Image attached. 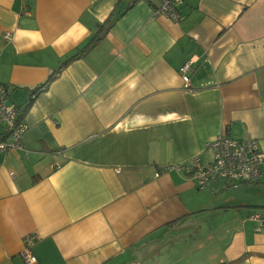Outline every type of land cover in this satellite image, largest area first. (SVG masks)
<instances>
[{
  "label": "crops",
  "instance_id": "1",
  "mask_svg": "<svg viewBox=\"0 0 264 264\" xmlns=\"http://www.w3.org/2000/svg\"><path fill=\"white\" fill-rule=\"evenodd\" d=\"M178 13L0 0L8 102L23 108L54 75L23 113L22 148L0 150V264H25L26 246L35 264H264L249 219L264 214V175L199 190L165 168L208 163L220 133L264 154V0H182Z\"/></svg>",
  "mask_w": 264,
  "mask_h": 264
},
{
  "label": "built area",
  "instance_id": "2",
  "mask_svg": "<svg viewBox=\"0 0 264 264\" xmlns=\"http://www.w3.org/2000/svg\"><path fill=\"white\" fill-rule=\"evenodd\" d=\"M181 3L182 0H153V13L178 20V7ZM6 36L9 37L8 34ZM192 62L193 58H190L179 67L183 85L188 90H192L189 76ZM45 87L46 85H43L41 89ZM16 117L17 108L8 102L7 89L0 85V126L11 138L10 141L0 140V150L22 148L21 137L26 130V125L23 122H17ZM208 147L212 151V158L206 164H201L199 157L195 156L190 165H168L165 168L190 174L199 190L207 188L211 182L218 179L227 182L231 187H237L240 184L256 183L264 175V154L254 139H235L220 133L209 141ZM249 219L256 222L254 228L256 231L264 229V214L251 215ZM20 255L25 264H35L37 261L27 246L22 249Z\"/></svg>",
  "mask_w": 264,
  "mask_h": 264
},
{
  "label": "trees",
  "instance_id": "3",
  "mask_svg": "<svg viewBox=\"0 0 264 264\" xmlns=\"http://www.w3.org/2000/svg\"><path fill=\"white\" fill-rule=\"evenodd\" d=\"M98 39V35L93 37L90 42L88 44H86L83 48L79 49L78 52H75L73 55H71L69 58H67L64 62L61 63L60 67L58 68V70L56 72H58L63 65H65L68 61H70L72 58H75V57H78L79 55H81L85 50H87L90 46H92ZM54 75H50L48 80H46L44 82V84H42L41 86L43 85H46L50 79L53 78ZM41 86H38L36 88H33L32 89V93H31V96L30 98L28 99V101L25 103L24 107L23 108H17V122H22V116H23V113L25 112V110L27 109V107L31 104L32 100H33V97L41 91ZM236 261H232V262H227V263H223V264H235Z\"/></svg>",
  "mask_w": 264,
  "mask_h": 264
}]
</instances>
